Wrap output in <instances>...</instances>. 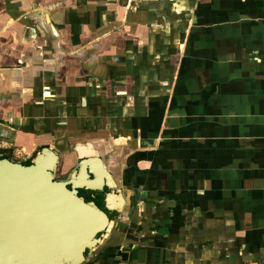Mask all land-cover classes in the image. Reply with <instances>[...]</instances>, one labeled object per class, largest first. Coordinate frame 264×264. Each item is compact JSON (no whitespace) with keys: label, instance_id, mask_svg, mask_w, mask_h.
<instances>
[{"label":"crops","instance_id":"0c3cea01","mask_svg":"<svg viewBox=\"0 0 264 264\" xmlns=\"http://www.w3.org/2000/svg\"><path fill=\"white\" fill-rule=\"evenodd\" d=\"M45 146L121 192L85 264H264V0H0V155Z\"/></svg>","mask_w":264,"mask_h":264},{"label":"water","instance_id":"95a60500","mask_svg":"<svg viewBox=\"0 0 264 264\" xmlns=\"http://www.w3.org/2000/svg\"><path fill=\"white\" fill-rule=\"evenodd\" d=\"M79 157L87 182L71 181L69 190L68 181L58 177L60 156L51 146L33 153L30 166L0 156V264H85L111 237L117 219L108 213L122 211L110 198L121 192L109 170L91 167L103 166L102 159ZM77 188L103 193V210L78 197Z\"/></svg>","mask_w":264,"mask_h":264},{"label":"flooded vegetation","instance_id":"af4514ba","mask_svg":"<svg viewBox=\"0 0 264 264\" xmlns=\"http://www.w3.org/2000/svg\"><path fill=\"white\" fill-rule=\"evenodd\" d=\"M56 150V149H55ZM58 154L60 156V164L58 167V177H64V180L68 181L67 184V188L69 190H71L72 185H70V182L73 181L75 184H78V181H81V177H83L80 173V169H78V164L80 161H76V158H66L63 156V154L61 152L58 151ZM3 157H6L7 159L11 160V161H15V162H21V164H23L24 166H30L31 165V157L30 156H26V158L24 160H17L9 155H0ZM68 168V169H67ZM77 170L76 175L73 176L72 179H70V175H72V173ZM64 171H67V173H65ZM103 170L100 169V171H98V173H102ZM86 177V175H84ZM83 178L84 182H87V178ZM89 179H92V177L90 176ZM79 185V184H78ZM77 196L78 197H82L83 200L86 203H94L97 204L98 207H100V209L103 210L104 206V194L103 193H98V192H94V191H87L85 189H81V188H77ZM110 214V213H108ZM111 216V215H109Z\"/></svg>","mask_w":264,"mask_h":264},{"label":"rangeland","instance_id":"374dc122","mask_svg":"<svg viewBox=\"0 0 264 264\" xmlns=\"http://www.w3.org/2000/svg\"><path fill=\"white\" fill-rule=\"evenodd\" d=\"M177 10H178V12H181L182 11V9H181L180 6L177 7ZM59 178L62 180L64 177L59 176Z\"/></svg>","mask_w":264,"mask_h":264},{"label":"bare ground","instance_id":"6f19581e","mask_svg":"<svg viewBox=\"0 0 264 264\" xmlns=\"http://www.w3.org/2000/svg\"><path fill=\"white\" fill-rule=\"evenodd\" d=\"M83 177H85V176L83 175ZM83 177H82V178H83ZM82 183H84V181H82V180H81V181H78V184L81 185Z\"/></svg>","mask_w":264,"mask_h":264}]
</instances>
